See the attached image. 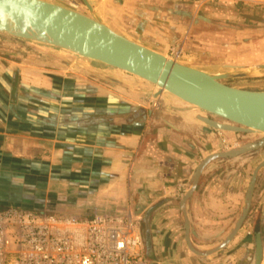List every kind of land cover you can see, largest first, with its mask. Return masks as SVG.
Segmentation results:
<instances>
[{
	"label": "crops",
	"instance_id": "0c3cea01",
	"mask_svg": "<svg viewBox=\"0 0 264 264\" xmlns=\"http://www.w3.org/2000/svg\"><path fill=\"white\" fill-rule=\"evenodd\" d=\"M118 1L120 6L107 11L119 14L121 35L159 53L169 50L175 22L160 0ZM36 51L48 58L0 55V210L83 218L131 213L140 219L143 236L145 213L160 205L150 222L158 264H252L255 233L264 264V174L233 240L209 257L191 254L174 191L186 187L206 157L221 151V134L201 126L173 98L154 107L145 100V84L133 76L113 70L119 82L113 83L70 62L65 67L52 50ZM227 135V143L235 137ZM251 161L239 170L228 164L199 180L192 223L212 244L227 235L239 213L256 167ZM144 254L149 263L145 248Z\"/></svg>",
	"mask_w": 264,
	"mask_h": 264
},
{
	"label": "water",
	"instance_id": "95a60500",
	"mask_svg": "<svg viewBox=\"0 0 264 264\" xmlns=\"http://www.w3.org/2000/svg\"><path fill=\"white\" fill-rule=\"evenodd\" d=\"M81 1L87 9L86 14L45 0H0V34L58 48L105 68L80 69L87 75H96L113 83H119L111 75L113 70L133 76L148 89L143 91L145 100L173 98L177 104L189 108L190 116L207 130L233 134L240 139L238 146L206 157L195 169L186 184L184 196L179 199L184 240L189 252L205 258L221 251L248 218L257 182L264 174V160L252 171L239 213L222 240L212 244L211 236L195 230L191 201L202 174H210L228 164H237L235 170H239L264 153V91H250L223 83L229 79L264 77V64L222 66L219 69L227 71L221 73L184 65L115 32L87 0ZM159 206L149 209L143 219L144 248L149 264H158L150 244V222L153 211ZM198 241L211 244H198ZM255 245L252 264H260L262 241L259 233H255Z\"/></svg>",
	"mask_w": 264,
	"mask_h": 264
},
{
	"label": "rangeland",
	"instance_id": "374dc122",
	"mask_svg": "<svg viewBox=\"0 0 264 264\" xmlns=\"http://www.w3.org/2000/svg\"><path fill=\"white\" fill-rule=\"evenodd\" d=\"M45 1L70 9L73 8L69 5H74L77 7L76 9L78 11L85 14L87 13V9L81 0H65V4H61L62 0ZM87 1L103 21H108L111 24V29H116L119 34L122 33V29H120L119 26L122 25L119 21V14L117 15L116 12H114L116 15H113L107 11V7L114 3V8H117L120 1ZM160 3L164 11H167L170 15L173 14L171 20L175 22V27L171 30L176 31L175 37L168 35L169 40H171V46L168 51L162 52L167 58L184 65L217 73L227 71V69H219V67L222 66L264 64V3L254 4L236 1L224 3L203 2L201 0H160ZM122 13L123 15L125 14V12ZM168 19H170V17H168ZM171 33L173 32H170V34ZM137 41L140 40L138 39ZM151 46L157 47L154 45ZM35 48L37 50H52L56 52L58 56H62L65 67L68 62L74 65L75 69L79 68L81 70L85 67L99 66L58 48L0 34V55L3 57L7 58V54L17 57H28V54H30L32 57L44 56L48 58L45 54L36 51ZM20 52L26 56H21V54H19ZM223 83L240 89H262L264 88V77L253 79H229L224 80ZM227 136L228 135L224 134L219 136V143L221 147L223 145L221 150H226L225 147L229 146L230 148L236 143L238 146L241 141L240 139L232 137L228 144L226 142V140H229ZM262 160H264V153L254 158L251 163L254 162V164L257 165Z\"/></svg>",
	"mask_w": 264,
	"mask_h": 264
},
{
	"label": "built area",
	"instance_id": "2783aa9c",
	"mask_svg": "<svg viewBox=\"0 0 264 264\" xmlns=\"http://www.w3.org/2000/svg\"><path fill=\"white\" fill-rule=\"evenodd\" d=\"M245 2L264 0H201ZM157 107V101L151 102ZM237 146V143L230 148ZM230 149L229 146L225 147ZM179 185L174 196L185 194ZM0 264H149L140 219L126 215L57 217L21 208L0 210Z\"/></svg>",
	"mask_w": 264,
	"mask_h": 264
},
{
	"label": "flooded vegetation",
	"instance_id": "af4514ba",
	"mask_svg": "<svg viewBox=\"0 0 264 264\" xmlns=\"http://www.w3.org/2000/svg\"><path fill=\"white\" fill-rule=\"evenodd\" d=\"M53 1H54V0H53ZM61 4H65V0H62V1H61ZM69 6H71V8H73L74 10L78 11V10L76 9V8H77L76 6H74V5H69ZM79 12H80V11H79ZM174 35H175V33L172 34L171 37H175ZM169 41H171V40H169ZM138 44H140V43H138ZM140 45H142V44H140ZM143 46H144V45H143ZM145 47H146V46H145ZM147 48H148V47H147ZM149 49H150V48H149ZM151 50H152V49H151ZM154 51H155V50H154ZM156 52H157V51H156Z\"/></svg>",
	"mask_w": 264,
	"mask_h": 264
},
{
	"label": "trees",
	"instance_id": "16d2710c",
	"mask_svg": "<svg viewBox=\"0 0 264 264\" xmlns=\"http://www.w3.org/2000/svg\"><path fill=\"white\" fill-rule=\"evenodd\" d=\"M246 90H250V91H257V89H246Z\"/></svg>",
	"mask_w": 264,
	"mask_h": 264
},
{
	"label": "bare ground",
	"instance_id": "6f19581e",
	"mask_svg": "<svg viewBox=\"0 0 264 264\" xmlns=\"http://www.w3.org/2000/svg\"><path fill=\"white\" fill-rule=\"evenodd\" d=\"M152 102V101H151Z\"/></svg>",
	"mask_w": 264,
	"mask_h": 264
}]
</instances>
